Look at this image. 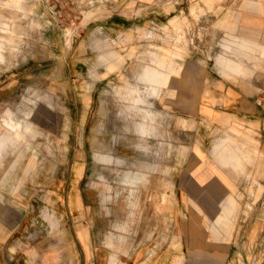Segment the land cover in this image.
<instances>
[{
  "label": "rangeland",
  "instance_id": "obj_1",
  "mask_svg": "<svg viewBox=\"0 0 264 264\" xmlns=\"http://www.w3.org/2000/svg\"><path fill=\"white\" fill-rule=\"evenodd\" d=\"M253 11L264 15V0H22L19 7L0 0V135L8 120L32 128L6 142L2 161L16 181L38 189L81 167V184L96 195L103 240L116 257L136 247L154 253L168 236L181 248L167 214L179 196L177 175L199 148L216 147L219 161L236 152L239 166H228L238 187L229 191L238 202L235 217L226 218L231 226L241 215L257 214L264 173L248 169L262 164L264 126L200 110L202 98L222 103L215 91L230 85L264 105V37L245 26ZM119 20L127 28L113 25ZM161 47L173 52L167 58L179 68L170 74L174 83L157 96L131 94L135 86L143 90L142 68L155 65ZM108 48L121 54L112 67L102 57ZM145 110L154 113V131L141 140ZM95 153L107 157L98 162ZM128 178L133 185L124 183ZM219 227L203 239L208 248L226 239ZM185 256L174 264L219 260L213 252Z\"/></svg>",
  "mask_w": 264,
  "mask_h": 264
},
{
  "label": "crops",
  "instance_id": "obj_2",
  "mask_svg": "<svg viewBox=\"0 0 264 264\" xmlns=\"http://www.w3.org/2000/svg\"><path fill=\"white\" fill-rule=\"evenodd\" d=\"M21 1L12 0L16 7ZM249 16L245 25L247 30L258 32L264 37V15L253 11ZM169 22L174 26L177 24L174 18ZM113 25L119 29L127 28L120 20ZM148 34V31L141 30L142 36ZM160 50L162 53H155L152 58L155 65L142 68L140 82L144 86L143 90L135 86L131 88V94L143 92L157 96L163 88L171 87L174 83L170 74L178 72L179 68L167 58L173 52L166 47ZM1 51L0 44V59H3ZM102 57L108 59L112 67L120 63L121 54L108 48ZM215 94L216 99L223 95L222 103L202 98L201 115L223 120L224 115L228 114L264 126V105L260 106L258 100L251 101L250 96H245L239 87L224 86L222 90H216ZM131 100L139 102L137 98ZM130 108L137 114L133 106ZM139 116L143 122L137 128L141 140H145L154 131V113L145 110ZM5 128L7 133L0 135V264H174L176 258L192 252L216 253L219 255L216 264H264V182L260 183L263 194L257 214L253 213L249 217L241 215L232 226L226 219L234 218L238 211V202L229 193L230 189L238 188L231 177V172L236 170H229L239 166L233 160L236 152H231V161H219L217 156L212 155L216 147L213 151L199 148V152L191 151L188 161L179 171L176 179L179 196L176 205L170 209L171 214H167L169 228L181 239L179 250L170 245L168 236L167 240L162 239L160 248L154 253H149L148 248L136 247L116 257L103 240L101 225L105 219L96 211V195L89 186L81 184L83 171L82 176L78 175L81 167H69L67 177L62 172L39 189L38 184L33 186L21 180L16 181L14 170H11L8 162L2 161L1 152L6 142L21 139L27 132H32V128L30 123L22 124L13 120H8ZM261 142L264 143V131L259 138ZM262 153V164L257 169L253 166L248 172L264 173V148ZM223 156L224 160L227 159V155ZM106 157L101 153L94 154L98 162L104 161ZM35 158L33 154L27 169L33 167ZM124 183L134 184L129 178ZM254 187L257 188L256 185ZM213 222L215 226L211 228ZM224 225L230 230H226ZM216 226L221 227L220 236L226 239L218 241L214 248H208L203 239L211 235ZM160 233L163 235L164 231L160 230ZM184 264L191 262L187 260ZM198 264L213 263L200 261Z\"/></svg>",
  "mask_w": 264,
  "mask_h": 264
}]
</instances>
